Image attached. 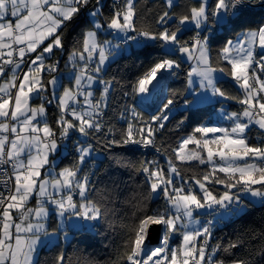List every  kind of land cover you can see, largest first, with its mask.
Masks as SVG:
<instances>
[{
  "label": "snow or ice",
  "instance_id": "6c2138e0",
  "mask_svg": "<svg viewBox=\"0 0 264 264\" xmlns=\"http://www.w3.org/2000/svg\"><path fill=\"white\" fill-rule=\"evenodd\" d=\"M258 207L264 0H0V264H264Z\"/></svg>",
  "mask_w": 264,
  "mask_h": 264
},
{
  "label": "trees",
  "instance_id": "16d2710c",
  "mask_svg": "<svg viewBox=\"0 0 264 264\" xmlns=\"http://www.w3.org/2000/svg\"><path fill=\"white\" fill-rule=\"evenodd\" d=\"M106 2H110V0H106ZM150 3L151 0H148ZM143 57H141L142 59ZM134 59L132 57H125L114 64L112 67L115 69L117 67H128L131 68ZM107 169V172H105ZM101 177L106 183H111L115 181L116 183H120L121 181L125 182L127 185L124 188L121 199L126 197H130L133 195L135 184L128 179V174L122 169L119 173L108 169V162L105 161L101 168ZM124 185H122L123 187ZM244 228H253L256 230H260L264 228V208H255L249 211V213L243 217L241 220H237L235 223H228L227 226L222 227L218 230L217 235H231L236 230H242ZM103 230V229H102ZM111 235V233H109ZM80 241V248L83 249V255L95 258L97 260L103 261L108 257L111 252V248L106 247L108 241L103 237L96 235L91 236L85 235L80 236L77 235L76 240L73 243ZM118 242V241H117ZM253 243L259 244L261 241L256 240ZM51 255L48 251H43L41 253L42 258Z\"/></svg>",
  "mask_w": 264,
  "mask_h": 264
}]
</instances>
